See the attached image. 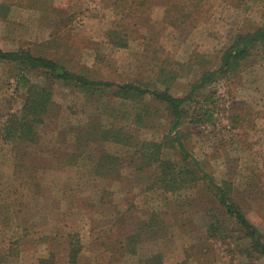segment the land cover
Wrapping results in <instances>:
<instances>
[{"label": "rangeland", "instance_id": "1", "mask_svg": "<svg viewBox=\"0 0 264 264\" xmlns=\"http://www.w3.org/2000/svg\"><path fill=\"white\" fill-rule=\"evenodd\" d=\"M0 3L8 6L0 13L3 50H29L91 78L136 82L178 97L205 70L218 68L237 34L264 28V0ZM25 83L43 85L45 78L0 61V264H38L51 252L55 264H70L72 234L81 245L75 264H137L153 252H161L165 264L187 255L190 264H264L255 252L247 258L249 242L233 218L206 181L191 180L194 172L177 147L167 146L173 134L163 104L58 83L34 141L11 139L3 126L8 113L20 115ZM183 109L179 136L186 150L226 185L264 240L261 47L195 89ZM97 128L118 131L123 141L101 140ZM102 154L111 158L105 162L108 177L95 171ZM165 161L181 170L183 183L195 185L165 191L159 167ZM151 212L163 235L141 243L135 254L119 250L116 232L149 220Z\"/></svg>", "mask_w": 264, "mask_h": 264}, {"label": "trees", "instance_id": "2", "mask_svg": "<svg viewBox=\"0 0 264 264\" xmlns=\"http://www.w3.org/2000/svg\"><path fill=\"white\" fill-rule=\"evenodd\" d=\"M7 9L8 6L6 4L0 3L1 15H5ZM115 31L118 30L113 29V32ZM258 45L264 53V28L237 34L232 44L222 52L219 58L218 68L214 70H205L198 81L190 86L189 91L183 97L175 96L167 90L151 89L148 86L140 85L136 82L119 83L103 78H91L83 72L71 71L62 63L52 58L36 55L29 50L16 49L6 51L0 47V61L15 64L20 69L38 71L45 78V84L43 85H30L25 83L28 87L20 110V115L13 112L8 113L6 124L3 126V131H6L4 135L11 137V139L34 141L35 138L33 136L36 135L35 128L43 121V116L49 108L54 85L58 83L76 88H88L96 92L108 91L111 93L108 96H117L124 99L140 98L144 100L145 97H149L163 104L170 114L169 127L173 135L167 140V146L177 147V152L184 155L185 166L194 172V174L190 175V178L192 181L196 180L195 184L200 180L206 181L208 187L216 196L218 206L224 210L226 215L233 218L237 228L242 232L243 237L248 240L249 243L246 246L247 258L252 259L251 253L255 252V259H257V256H264V240L262 235L258 232L257 228L247 220L240 205L230 197L227 192L229 189L226 185L217 184L212 175L207 173L200 161L186 150L179 136V126L184 112L183 105L190 98L194 90L208 84L211 79L215 78L223 71H228L234 64L237 65L239 61L248 57L252 49ZM106 107L108 108V116L112 120H115L116 109L111 108L110 103H108ZM93 131L99 133L101 140L110 139L119 142L123 141L121 133L119 134L118 131L111 133V135L108 134V130H100L97 128ZM29 134L31 135V140H29ZM150 156L151 155H149V157ZM106 159L111 160L108 155L102 154L96 162L95 171L99 175H108L107 172L111 170V168L105 164ZM151 161H153V163L158 162L153 158H151ZM159 167L165 174L163 180L165 183L162 185L165 191L175 192L181 189H188L195 185L183 183L181 179H179L182 172L172 161L159 162ZM100 169L103 172H100ZM132 226V228H126V230L116 232L117 244L119 245L118 248L125 254L127 252H133L135 254L141 243L154 237L157 238L163 235L164 232V227L163 225L161 226L159 216L156 212L150 213L149 220H140ZM119 234H121V238ZM78 237V234L69 236L68 260L70 264H75L81 250ZM188 260L189 256L187 255L183 261L176 264H190ZM2 261L3 258L0 262L2 263ZM38 264H55L54 254L52 252L49 253L48 258L39 260ZM137 264H165V261L161 252H153L138 258Z\"/></svg>", "mask_w": 264, "mask_h": 264}]
</instances>
